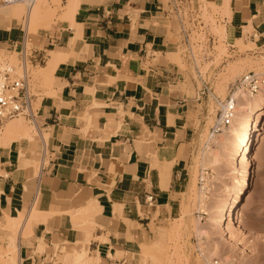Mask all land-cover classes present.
<instances>
[{
	"label": "crops",
	"instance_id": "1",
	"mask_svg": "<svg viewBox=\"0 0 264 264\" xmlns=\"http://www.w3.org/2000/svg\"><path fill=\"white\" fill-rule=\"evenodd\" d=\"M68 1L33 40L31 54L44 56L45 66L51 51L66 57L53 73L55 96L36 112L40 142L34 135L0 147V248L6 252L11 244L1 225L21 215L17 263L56 264L47 249L87 236L68 212L97 200L91 253H98V264H132L140 246L181 218L191 156L207 130L211 100L173 61L167 24L173 0H78L73 23L60 20ZM227 3L229 39L246 37L263 47L264 0ZM1 4L0 45L20 55L27 27ZM34 206L42 214L25 227Z\"/></svg>",
	"mask_w": 264,
	"mask_h": 264
},
{
	"label": "rangeland",
	"instance_id": "2",
	"mask_svg": "<svg viewBox=\"0 0 264 264\" xmlns=\"http://www.w3.org/2000/svg\"><path fill=\"white\" fill-rule=\"evenodd\" d=\"M168 1L165 0V3ZM39 2H43L44 6L52 11L50 28V24L56 21L55 15L62 10V0H39L35 5L37 6ZM35 5L32 12L36 8ZM2 6H4L3 1ZM221 6L223 5L210 0H173V10L170 12V22L167 20V24L173 30V35H171L174 40L173 61L179 66L182 75H185L186 81L190 83V78L193 77L201 87L202 79L212 86L216 95L225 98L229 93L230 85L243 75L248 72L261 73L264 71V58L262 59L264 46L262 47L260 42L251 43L246 37L233 42L227 34L218 33L217 28L226 30L227 12L224 11V6ZM7 8L14 9L13 14L17 13L16 18L21 16L19 23L23 24L26 30L28 20L26 5L18 4ZM28 12L30 15V11ZM60 18L64 20L63 16ZM40 25H37L35 35L40 31H47L44 19L40 20ZM247 32L250 33L251 29ZM32 49L33 41L27 44L23 54L31 55ZM0 50V63H9L19 68L21 73V55L1 45ZM44 66L45 63L32 65L27 59L30 86L36 99L33 105L35 111L41 108L45 99L55 96L52 92L53 85L47 83L46 75L40 69ZM186 73H190L191 77ZM216 112L217 107L211 101L209 108L211 117L207 130L197 142L191 156L190 180L184 194L181 218L170 222L167 228L159 232V234L162 231L170 234H167L158 244H156L157 238H154L150 244L140 246L138 255L135 256L132 264H207L201 256L202 248L209 249L208 251L216 250L214 254L216 256L212 255V258L208 260L211 264L215 261L220 264H264V132L261 140L253 146V170L247 195L248 202L240 217L244 231H239L235 226H228L226 222V233L219 234L218 223L222 217L221 209L235 196V183L241 172V166L231 160L234 147L230 126L225 128L226 130L222 131L220 136L209 137V127L216 120ZM248 115L250 113L245 114L244 117ZM19 120L31 125L25 119L19 118ZM238 124L239 122L234 124L235 129L238 128ZM34 133L31 136L35 135L36 141L40 142V135L38 137ZM207 146L211 147L213 158L211 157V163L206 165L203 163L202 153ZM35 161L36 164L33 167L36 172L40 168L41 158ZM203 186L206 187L205 190L202 189ZM175 224L178 225L177 231L171 234L169 230ZM197 227L201 229L200 236H198ZM82 228L80 230L89 231L91 234L94 229L90 224H85ZM229 230L235 235L233 241L227 234ZM17 231L19 235L21 227ZM10 242L6 252L0 248V264L13 263L11 261L12 250H10L12 241ZM56 245L63 249L58 254L54 250L52 252L51 249H47L45 253L48 255V261L54 255L56 264H69V258L63 259L64 253L71 247H77L76 244L73 246L55 244L54 246ZM82 246L87 247L89 251V245L83 243ZM43 248V245L40 246L38 252L42 253ZM3 256H5L4 260ZM14 260L17 263V260Z\"/></svg>",
	"mask_w": 264,
	"mask_h": 264
},
{
	"label": "bare ground",
	"instance_id": "3",
	"mask_svg": "<svg viewBox=\"0 0 264 264\" xmlns=\"http://www.w3.org/2000/svg\"><path fill=\"white\" fill-rule=\"evenodd\" d=\"M38 1L39 0H36L34 4L28 10L30 11V15L28 16V20H27V41L28 42L26 43V47H27V44H31V42L34 40V35L37 31L36 28L38 24L40 25V20L44 19L45 25L47 28L46 30H48L49 22L51 20V17L53 16L52 11H50L51 9L46 8L47 6H44L43 2H39V4L36 6L35 3ZM68 2H69L68 6L66 10L64 11L65 13L62 16L64 20H70L73 23L75 7L78 4V0H69ZM223 2H225L224 11L227 12V15H228V12H230L228 11V5L230 3H227L228 0H223ZM15 5H18V4H15ZM15 5H12V6H15ZM34 5L36 6V8L32 12L31 10H33ZM12 6L4 5V7H12ZM12 15L15 17L17 16V13L12 14ZM217 31L218 33L219 32L226 33V30L222 28L221 29L217 28ZM75 36L76 38L80 37L78 32H76ZM240 43L241 42H239V44ZM26 47H25V51H26ZM1 55H2V52H1ZM50 55H51V59L47 62V65L45 67H40V69L43 70V72L45 73L47 83L52 85L53 73L57 69L59 63L65 61L66 57L63 54V52L59 50L52 51ZM24 58L26 59L25 61L27 62V59H28L27 56H25ZM263 58L264 57H262V59ZM257 66H259V64ZM234 98H236L235 99L236 100L235 113H234V118L230 124V127H231L230 129H231V132L233 133L232 140H233V147H234V150L231 155V158H232L231 160L236 165L240 164L241 172L238 178L236 179L235 196L231 198L229 202L225 203L221 209L222 217L218 223V229H219V234H222V235L226 233L225 231L226 222L228 226H235L237 227V229H239V231L241 232L244 231L241 225L240 217L242 215V212L245 210L247 202H248L247 195L249 192V183H250L251 174L253 170V146L255 143L261 140L262 134L264 132V89L260 91L257 95L252 96V97L246 95L243 91H236L234 94ZM253 107L255 108L254 111H252ZM247 113H250V115H248L247 117H244L245 114ZM87 120L89 121V125H90L91 124L90 118L87 117ZM24 122L19 119L18 121L12 120V121L7 122L3 126V128H0V147L2 146L9 147L13 142H16L19 140L32 141L33 138L31 134H33L34 131H35L34 134L39 133L37 126L36 124L27 125ZM237 122H239L238 128L235 129L234 124ZM225 130L226 129L224 128L222 131H225ZM211 151H212L211 147L207 146L202 153V160H203V163L206 165L210 164L212 161ZM202 189L205 190L206 187L203 186ZM100 210H101V207L98 201L90 200L85 207H81L78 210L68 212V214L70 215L68 216L71 217L72 222H73L72 225L74 226V228L80 230V228L84 227L85 224H90V226L95 225L93 221V217L95 214H98ZM39 214H42V212H39L37 210V207L34 206L32 208V213H31L30 218H28V221H26V224L28 223V225L25 224V227H29L30 221L34 217L38 216ZM17 217L18 218L7 217L6 218L7 223L1 225L3 234L4 232L5 233L7 232L8 236L10 237V240L12 241L10 250H12L11 257L13 258L11 259V261L15 264H18L14 262L15 261L14 259H16V257L18 256L17 255V245H16V242L18 239L17 229L19 227L22 228V225L25 223V218H23L21 215ZM177 226L175 224V226H173L169 230L171 231V234L172 233L174 234L177 231L176 230L178 228ZM26 229L27 230L25 231L29 233L30 230L28 228ZM196 230L198 232V236H200L202 234L200 231L201 230L200 227H197ZM86 234L87 236L85 240L77 241L76 243L77 247H71L69 250H67L64 253L63 259L66 260L69 258V264H98V253L97 252L91 253L90 249L88 251L87 247L83 248L82 246L83 243H86L87 245H89L91 242V239H96L95 237L92 236V234L89 231ZM167 234L169 235L170 233H166L162 231V233L158 234L156 244H158L160 240H163L167 236ZM227 234L229 235V239L233 241V238L235 235L231 232V230H229ZM43 247L44 248L42 249V253H44L46 249L45 244L43 245ZM62 249H63L62 247L60 248V246L57 247L56 245L54 246L53 250L55 251V253L58 254L59 252L62 251ZM208 250L202 248L201 256L205 259V261H207V264H211L208 262V260L212 258L211 256L216 253L215 252L216 250L214 251L212 249H210L212 251H208ZM244 250L246 249L244 248ZM17 260H18V257H17Z\"/></svg>",
	"mask_w": 264,
	"mask_h": 264
},
{
	"label": "built area",
	"instance_id": "4",
	"mask_svg": "<svg viewBox=\"0 0 264 264\" xmlns=\"http://www.w3.org/2000/svg\"><path fill=\"white\" fill-rule=\"evenodd\" d=\"M5 6L15 4H24L27 10L34 4L36 0H2ZM21 55L22 72L19 68L11 66L9 63H4L0 66V128L12 120L19 118L27 120L30 124L37 123V111L34 110L35 96L32 93L30 86V77L27 70V62L23 54ZM29 61L34 64H44L45 58L41 56L34 58L33 55L27 56ZM202 95L211 100L217 107L216 120L209 129L211 138L219 135L224 128L230 126L235 113L236 91H243L248 96H255L264 89V71L261 73L248 72L239 80L235 81L229 87V93L225 98L215 94L212 86L201 79ZM154 195L150 194L146 197V202L154 203ZM55 258V256H52ZM214 264H220L215 261Z\"/></svg>",
	"mask_w": 264,
	"mask_h": 264
}]
</instances>
